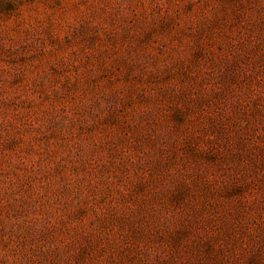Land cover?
Returning a JSON list of instances; mask_svg holds the SVG:
<instances>
[{
    "label": "rangeland",
    "instance_id": "374dc122",
    "mask_svg": "<svg viewBox=\"0 0 264 264\" xmlns=\"http://www.w3.org/2000/svg\"><path fill=\"white\" fill-rule=\"evenodd\" d=\"M0 264H264V0H0Z\"/></svg>",
    "mask_w": 264,
    "mask_h": 264
}]
</instances>
